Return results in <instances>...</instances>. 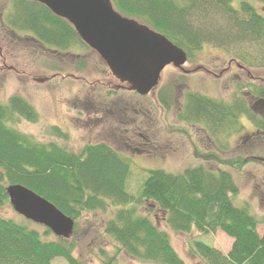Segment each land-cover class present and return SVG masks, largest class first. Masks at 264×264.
<instances>
[{
	"label": "trees",
	"instance_id": "trees-1",
	"mask_svg": "<svg viewBox=\"0 0 264 264\" xmlns=\"http://www.w3.org/2000/svg\"><path fill=\"white\" fill-rule=\"evenodd\" d=\"M110 1L125 17L148 25L184 50L187 61H193L204 45L212 44L250 67L249 55L239 48L248 43L264 46V15L247 0L237 6L232 0ZM255 1L264 7V0ZM5 6L0 17L6 27L30 34L35 42L51 49V55L89 50L71 24L43 4L10 0ZM74 64L83 70L86 60L81 58ZM259 67L264 68V64ZM165 88V85L158 88L157 99L169 109ZM237 89L264 100V80L262 84H240ZM107 94L115 95V91ZM242 117L254 127L253 137L262 136L264 141V116L236 93L230 101H222L186 91L178 112V120L202 124L207 133L225 138V144L231 133L245 129ZM38 119L37 110L20 95H11L6 102H0V208L9 205L6 187L21 184L71 217L73 232L68 239L56 236L55 240H45L43 235L52 233L49 229L41 235L25 223L0 213V264H50L55 257H63L68 264H86L73 256L76 220L84 211L110 209L113 211L104 221L103 232L116 243L117 252L123 251L137 261L186 264L173 248L169 233L138 210L142 205L149 206L148 212L150 205H155L165 213L168 230L186 234L195 230L201 235L202 239L189 240L187 250L205 264H264V229L262 233L257 230L264 217L258 218L247 202L233 203L238 186L227 169L212 170L199 164L175 173L154 167L148 169L137 191L130 192L127 190L130 167L120 153L102 142L87 143L76 153L53 141H36L32 134L16 127L19 120L37 123ZM47 130L63 140L68 137L58 126H49ZM194 155L206 163L238 171L249 162H258L255 154L222 157L214 151H196ZM216 231L232 238L226 254L207 239ZM99 254L102 264H116L115 255L104 251Z\"/></svg>",
	"mask_w": 264,
	"mask_h": 264
},
{
	"label": "rangeland",
	"instance_id": "rangeland-1",
	"mask_svg": "<svg viewBox=\"0 0 264 264\" xmlns=\"http://www.w3.org/2000/svg\"><path fill=\"white\" fill-rule=\"evenodd\" d=\"M232 1L237 6L242 0ZM247 1L264 15L261 3ZM9 2L0 0V13L5 11ZM34 45L26 39L16 43L0 38V102H6L11 95L17 94L32 104L39 115L37 123L19 120L16 125L19 130L32 134L36 141H53L76 153L87 143H105L128 162L127 190L130 192L137 191L138 185L146 179L148 169L154 167L175 173L199 164L212 170L227 169L238 186L233 203L247 202L258 218L264 217V141L262 136L253 137L252 124L242 117L240 121L245 129L231 133L225 144V138L207 133L202 124L178 120L186 91L222 101H230L236 93L257 107L251 93L239 91L237 87L247 82L263 83L264 68L259 67L264 64L263 45L257 47L248 43L239 48L249 55L250 67L233 60L224 48L204 45L193 61L182 65V70L167 65L161 71L157 87L142 96L134 94L127 85L109 75L105 64L91 49L74 50L63 55L55 52L53 56L48 52L42 53L41 48L37 49L39 45ZM81 58L86 60L83 70L74 64ZM53 67L60 70H51ZM162 85L166 86L164 93L169 100V109L157 99V90ZM107 91H115V95L108 96ZM255 111L264 116V106H258ZM49 126H58L67 133V139L51 135L47 130ZM196 151H214L222 157L255 154L258 162H249L239 171L231 170L213 162L206 163L194 155ZM148 207L142 205L138 210L146 213L159 229L169 233V240L183 261L186 264H205L198 255L187 250L190 239L203 237L195 230L187 234L168 230L165 213L155 205H150L151 211L148 212ZM112 211H84L76 220L77 228L72 236L75 243L73 256L86 264H102L99 253L104 251L116 256V264H155L137 261L123 251L117 252L116 243L103 232L104 221L109 219ZM0 213L3 217L25 223L41 235L45 232L44 226L19 216L10 204L2 206ZM263 229L264 223L257 226L259 233ZM43 239L55 240L57 237L48 233L43 235ZM207 239L224 254L232 245V238L221 231L210 234ZM50 264L68 262L63 257H55Z\"/></svg>",
	"mask_w": 264,
	"mask_h": 264
},
{
	"label": "water",
	"instance_id": "water-1",
	"mask_svg": "<svg viewBox=\"0 0 264 264\" xmlns=\"http://www.w3.org/2000/svg\"><path fill=\"white\" fill-rule=\"evenodd\" d=\"M65 19L79 38L105 63L110 75L139 95L157 87L167 65L182 70L184 50L162 33L116 11L110 0H31ZM6 196L13 210L54 235L67 239L73 219L47 199L21 184H9Z\"/></svg>",
	"mask_w": 264,
	"mask_h": 264
},
{
	"label": "flooded vegetation",
	"instance_id": "flooded-vegetation-1",
	"mask_svg": "<svg viewBox=\"0 0 264 264\" xmlns=\"http://www.w3.org/2000/svg\"><path fill=\"white\" fill-rule=\"evenodd\" d=\"M1 16V13H0ZM31 35L28 33H18L16 31H14L13 29H11V27H6V25L2 22V17H0V38L1 40H4L5 42L9 41V42H18L19 40H30L31 42L35 43L34 46H38L37 49H40L42 51V53H46L48 52V55H51L52 50L42 46V44H39L38 42H35L34 39L32 37H30ZM24 46V45H23ZM40 53V54H42ZM59 54V53H58ZM264 100H257L255 99V102L257 103L258 106H264ZM125 106V104L123 105ZM253 110H257L258 106L256 107V105H251ZM253 134H255V132H253ZM255 137V136H254Z\"/></svg>",
	"mask_w": 264,
	"mask_h": 264
}]
</instances>
